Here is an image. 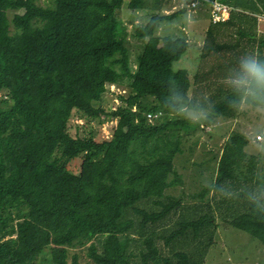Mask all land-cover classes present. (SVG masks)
<instances>
[{
	"label": "trees",
	"instance_id": "16d2710c",
	"mask_svg": "<svg viewBox=\"0 0 264 264\" xmlns=\"http://www.w3.org/2000/svg\"><path fill=\"white\" fill-rule=\"evenodd\" d=\"M38 1L0 0V264H36L39 258L47 264H203L184 250L164 251L181 239V245L190 238L202 243L217 220L212 206L203 213L202 201L193 206L195 218L186 217L183 199L169 192L183 182L175 164L183 132L199 126L178 109L207 111L214 121L246 118L260 105L233 83L245 76L243 68L212 82L203 79L204 71L173 69L194 50L188 36L160 29L188 11L189 0L171 14L165 0ZM213 1L203 0L193 11L207 9L211 19ZM218 1L233 9L228 20H211L203 56L236 49L243 61H264V0ZM125 5L152 10L146 23L133 26L131 36L145 44L135 69L123 43ZM228 26L237 28L235 42L215 43ZM108 84L129 88L115 110L100 105ZM147 113L160 116L151 121ZM75 114L112 116L117 125L109 139L81 137L71 131ZM248 144L243 133H234L221 149L212 182L193 198L205 200L212 192L217 201L241 208L238 215H256L264 207V173L257 171L256 155L249 157ZM78 159L76 173L70 164ZM148 199L160 209L138 206ZM131 209L141 218L138 225L128 216ZM243 228L264 244V224ZM137 229L138 252L132 248L138 237L131 236ZM212 234L198 249L213 244ZM77 248L84 249L85 261L70 252Z\"/></svg>",
	"mask_w": 264,
	"mask_h": 264
},
{
	"label": "rangeland",
	"instance_id": "374dc122",
	"mask_svg": "<svg viewBox=\"0 0 264 264\" xmlns=\"http://www.w3.org/2000/svg\"><path fill=\"white\" fill-rule=\"evenodd\" d=\"M126 1L128 2V0ZM165 1L167 5L166 8H168L165 9L166 14L181 10L186 4V0ZM38 2L47 5L48 3H52L53 0H39ZM206 10H200L195 13L188 9V11L178 14L175 18L166 21L162 25L160 30L163 35L188 36L190 46L196 54H193L194 52L186 53L179 62H174L172 67L175 70L178 68H186L189 69L191 73H195L196 71L202 73L204 71L202 77L205 80L207 76L213 77V74L207 71L216 63L222 61V69L228 74V79H231L230 76L239 74L242 71V65L237 61L242 63L243 59L235 57V55L238 54L236 49L235 51L227 52L225 56L222 54L221 57L214 53H209L208 56L210 57L203 56V52L205 51V49H203L204 43H210L207 27L210 25L212 26L211 19L210 17L208 19ZM13 12L12 10L9 11L10 17H12ZM151 14V9L132 11L126 5L120 11L122 23L127 29V35L124 37L123 43L128 48L130 64L134 69L135 65H138L137 59L142 53L145 44L143 41L136 40L131 36L133 26L138 23H146L150 19ZM260 17L264 20V14H260ZM236 29V27H226L225 32L227 34L222 35L220 38L216 37L217 42L215 41V43H222L223 41L229 43L235 42L237 39ZM205 53L206 52H204V54ZM193 75L191 77L194 80ZM193 80V87H196L197 84ZM215 86L216 85H214V87ZM128 92L129 88L127 87L108 84L107 91L104 95L105 97L100 105L108 110H115L120 104V96L128 95ZM98 104L99 103H96V105ZM244 108L249 110L245 105ZM201 114L203 118L196 121L199 123V126L195 129L193 128L188 134L183 132L184 137L181 138V147L183 151L178 153L175 158L176 169L181 174L183 182L181 184L178 183L176 186H172L169 192L183 199L182 202L185 208L180 210V212L186 217L195 218L193 206L199 205L200 201H202L201 204H204L201 208L203 213L207 210L206 205H210L213 208L211 211L215 214L217 220L214 226L203 233L202 243H200L199 240L190 238L186 239L187 242L181 245L180 242L185 240L181 239L180 241L174 242V245L167 249L164 247L165 254L172 255L174 252L184 250L190 253L194 258L197 257L201 259L203 264H264L263 242L243 228L245 226H251V223L257 226H263L264 207L261 208L256 215L244 216L243 214L238 215L241 212V208L236 207V205L234 207L225 202L217 201L219 198L215 197L212 192L204 196L205 200L193 198V195L198 194L202 188L210 185L212 182L218 159L222 152L221 149L225 142L236 132L243 133L249 139L246 151L249 157H251L252 154L256 155L259 161L257 171L260 175L264 173V170H262L264 168V151H261V149L264 148V143H262L264 142V113H261L258 109L257 111L252 110V112L248 113L246 118L226 120L225 118L219 117L216 121L211 120L210 117L207 116V113ZM75 124H78L79 127L76 128ZM201 124H204V126ZM116 125L117 119L112 116L101 115L100 117L86 119L85 117L75 114L71 121V131L73 134L77 132L81 137L103 140L111 137ZM257 134L261 136V139L258 141L255 139ZM176 139L177 137H173V140ZM80 163V159L73 161L70 164L71 169L77 173ZM244 173L247 175L249 174L246 169L243 170V174ZM138 206L148 210L160 209V207L156 206L150 199L142 200L138 203ZM127 213L129 217L134 219L135 224L138 225L141 218L134 213L132 209ZM227 217L228 219L225 220ZM230 217H237V219L231 220L232 218L230 219ZM169 220H171V218ZM166 226L170 228L172 222ZM212 232L214 239L213 244L206 249L204 248V250L198 249L199 246H203L204 243L207 244L209 242L208 235ZM131 236L138 237L132 242V248L138 252L142 245L139 243L140 233L138 229L134 231ZM101 240L102 237H97L98 243H100ZM77 251L81 255V260L85 261L86 254L83 248L71 249L70 252ZM50 254L51 249L48 250V256H50ZM45 263L47 264V261L44 260V258H39L36 262V264Z\"/></svg>",
	"mask_w": 264,
	"mask_h": 264
},
{
	"label": "clouds",
	"instance_id": "9594fccd",
	"mask_svg": "<svg viewBox=\"0 0 264 264\" xmlns=\"http://www.w3.org/2000/svg\"><path fill=\"white\" fill-rule=\"evenodd\" d=\"M242 68L245 76L233 83L236 84L237 90L243 89L244 98H251L252 101L258 102L259 111L264 113V61L248 58L242 61ZM178 111L193 122L203 118L201 113L190 112L185 107H180ZM261 151H264V148Z\"/></svg>",
	"mask_w": 264,
	"mask_h": 264
},
{
	"label": "built area",
	"instance_id": "2783aa9c",
	"mask_svg": "<svg viewBox=\"0 0 264 264\" xmlns=\"http://www.w3.org/2000/svg\"><path fill=\"white\" fill-rule=\"evenodd\" d=\"M203 3V0H189L187 8L189 10H196L197 7ZM232 6L221 3L218 0H214L210 6L211 20L213 23L224 22L230 18ZM159 113H147V119L154 120L159 117ZM257 141L261 139L260 135H257L255 138Z\"/></svg>",
	"mask_w": 264,
	"mask_h": 264
},
{
	"label": "crops",
	"instance_id": "0c3cea01",
	"mask_svg": "<svg viewBox=\"0 0 264 264\" xmlns=\"http://www.w3.org/2000/svg\"><path fill=\"white\" fill-rule=\"evenodd\" d=\"M206 14L208 15V13L206 12ZM208 19H209V15H208ZM210 27V26H209ZM209 27H207V30L209 29ZM215 50V49H214ZM201 55V54H200ZM208 57H210V56H208ZM218 57V56H217ZM218 63H221V62H218ZM218 63H216L215 65H217ZM215 65H214V67H211L210 69H209V72L211 71V69H213V71L211 72V74H213V77H207L206 78V80L205 81H207V82H212V80L213 81H216V80H222V76L221 75H223V74H225L226 72H225V70L224 69H221L220 71H219V69L217 68L216 69V67H215ZM207 71V70H206ZM210 79H211V81H210ZM214 86H211L210 87V89H214L213 88ZM193 89H195V87H193ZM197 113H207V111H201V112H197Z\"/></svg>",
	"mask_w": 264,
	"mask_h": 264
}]
</instances>
